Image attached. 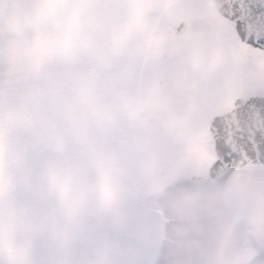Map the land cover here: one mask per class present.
Returning a JSON list of instances; mask_svg holds the SVG:
<instances>
[{
    "label": "clouds",
    "instance_id": "9594fccd",
    "mask_svg": "<svg viewBox=\"0 0 264 264\" xmlns=\"http://www.w3.org/2000/svg\"><path fill=\"white\" fill-rule=\"evenodd\" d=\"M222 5L0 0V264H123L193 233L202 264L264 256L256 166L180 179L249 84Z\"/></svg>",
    "mask_w": 264,
    "mask_h": 264
},
{
    "label": "snow or ice",
    "instance_id": "6c2138e0",
    "mask_svg": "<svg viewBox=\"0 0 264 264\" xmlns=\"http://www.w3.org/2000/svg\"><path fill=\"white\" fill-rule=\"evenodd\" d=\"M222 15L227 21L235 47L234 59L249 80L242 98L233 106L238 118L210 117L204 135L206 150L214 156L212 173H227L241 162L264 170V0H223ZM231 134V135H230Z\"/></svg>",
    "mask_w": 264,
    "mask_h": 264
},
{
    "label": "rangeland",
    "instance_id": "374dc122",
    "mask_svg": "<svg viewBox=\"0 0 264 264\" xmlns=\"http://www.w3.org/2000/svg\"><path fill=\"white\" fill-rule=\"evenodd\" d=\"M242 92L230 93L226 100L219 106L213 108L201 126L202 146L197 149V159L195 162H190L181 172V182L187 187H193L196 182L190 180V176L195 174V169L206 170L208 165L214 159V156L209 155L206 150V138L204 131L206 129V122L214 114L217 108L223 109L230 106L233 99L242 96ZM256 170L264 176V170L256 167ZM236 169H232L226 175H231ZM158 216L169 222H175V217L165 207L157 206L155 209ZM195 238H201L197 233L191 234L184 240H176L173 244L168 245L157 241L156 243L143 247L137 252H133L123 264H202L203 250L196 248L192 244V240ZM207 247H214V245L208 244ZM256 264H264V256L258 258Z\"/></svg>",
    "mask_w": 264,
    "mask_h": 264
},
{
    "label": "water",
    "instance_id": "95a60500",
    "mask_svg": "<svg viewBox=\"0 0 264 264\" xmlns=\"http://www.w3.org/2000/svg\"><path fill=\"white\" fill-rule=\"evenodd\" d=\"M242 97H237L235 98L232 102H231V106L232 108L225 111V112H220L221 111V108H217L216 111H215V114L212 116V117H215V116H218V115H222L227 119L231 118L232 121L235 122L236 124V127L238 128L239 127V122H238V118L235 116L234 114V109H233V106L235 105L236 101L241 99ZM264 120V117H260L259 114L257 113L255 115V123L259 124L260 121ZM231 135V134H230ZM214 160L215 158L213 159V161L209 164V166L207 167V172L210 174V176L212 177H216V176H224L226 173H220V174H213L211 169H212V165L214 163ZM246 163H243L241 162L240 164H238V166L236 168H239L240 166L244 165ZM190 179L193 180V181H196V174H193L190 176Z\"/></svg>",
    "mask_w": 264,
    "mask_h": 264
},
{
    "label": "flooded vegetation",
    "instance_id": "af4514ba",
    "mask_svg": "<svg viewBox=\"0 0 264 264\" xmlns=\"http://www.w3.org/2000/svg\"><path fill=\"white\" fill-rule=\"evenodd\" d=\"M228 108H230V106H229V107H227V108H225V107H224V108L222 109V111H221V112H223V111L227 110Z\"/></svg>",
    "mask_w": 264,
    "mask_h": 264
}]
</instances>
